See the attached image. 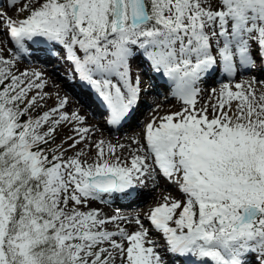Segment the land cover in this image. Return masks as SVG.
<instances>
[{
  "label": "snow or ice",
  "instance_id": "1",
  "mask_svg": "<svg viewBox=\"0 0 264 264\" xmlns=\"http://www.w3.org/2000/svg\"><path fill=\"white\" fill-rule=\"evenodd\" d=\"M0 264H264V0H0Z\"/></svg>",
  "mask_w": 264,
  "mask_h": 264
},
{
  "label": "bare ground",
  "instance_id": "2",
  "mask_svg": "<svg viewBox=\"0 0 264 264\" xmlns=\"http://www.w3.org/2000/svg\"><path fill=\"white\" fill-rule=\"evenodd\" d=\"M11 14L12 13H9V15ZM61 66H62V62L54 59L52 62H50L49 66H47L46 68L42 67L40 69L41 71L45 72L46 76L50 77L49 90L52 91L53 94L56 91H60L61 95H68L69 96V107L77 108L82 115L87 117L89 124L99 125L100 128L102 129V132L98 133V135H103L104 137L113 140V142H115L117 138H119L121 142H124V137L126 135H132L135 132L139 131V127L137 128L134 127L136 125V122L149 119L151 108L154 107L157 102H160L162 100L161 103L165 105L164 110H167L170 107L171 109H173L172 107L173 105H176L178 107L177 102L172 97L168 96L167 99L160 98L164 96L163 92L165 91L164 81H163L160 84L156 83V87L154 89L149 88L151 92H159L160 93L159 97L156 98L155 96L152 95V98H150V102H145L142 98L141 106L137 109L136 116L133 118V120L129 122L128 126H126L125 128L119 129V130H116V129L110 130L109 128H102V125L98 122V115L99 113H102L103 110L99 109L97 104L93 102V100L84 92V90H82L78 86L73 85L68 78L63 79L57 74V71H59V68ZM21 67H23V65H21ZM53 73H55V75H53ZM257 74L258 75L261 74L260 67L258 68ZM51 83H56L59 85V87L52 88ZM77 101H79V103H77ZM148 105H149V109L143 110ZM164 110H162L161 113ZM129 127H130V129L128 130L129 132L126 131L128 133L122 134L123 131H125ZM111 132H114L115 134L109 135L111 134ZM164 182H165L164 180H161L160 182L161 188L167 187L172 191V194L175 195L174 187L171 185H167ZM150 188L151 187L142 189L143 196L141 197V199L136 201V203L133 204L131 207H124V205H127L128 202L125 200H120L118 204L122 206L120 209L122 214L131 216V215H136V214L143 215L145 212H147L149 208L152 207L156 203L158 197L163 194V193H157L152 188L151 189ZM93 206L104 208L106 211L112 212L117 207V204L96 202Z\"/></svg>",
  "mask_w": 264,
  "mask_h": 264
},
{
  "label": "rangeland",
  "instance_id": "3",
  "mask_svg": "<svg viewBox=\"0 0 264 264\" xmlns=\"http://www.w3.org/2000/svg\"><path fill=\"white\" fill-rule=\"evenodd\" d=\"M12 15V14H11ZM49 66V65H48ZM57 74L59 75V76H61L60 74H63V70L61 69V70H59V71H57ZM62 77V76H61ZM144 84H145V81H144ZM148 83L146 82V85H147ZM150 98H152V95H148V96H145L144 97V99H145V101H147V102H150ZM160 98H165V96H162V97H160ZM162 101V100H161ZM160 101V102H161ZM171 108V107H170ZM147 109H149V105H148V107H147ZM169 109V108H168ZM173 111H175L176 110V108H173L172 109ZM164 112V111H163ZM163 112L161 113V114H163ZM148 120V119H147ZM147 120H144V121H140L136 126H134V127H139L140 125H142L143 123H146L147 122ZM98 122H99V120H98ZM102 126H104L103 124H102V121L100 120V122H99ZM102 128H105V127H102ZM132 128V127H131ZM130 129V127L129 128H127L125 131H123V133L122 134H125V133H128L129 130ZM126 131H128V132H126ZM117 133H118V131H117ZM112 134H115L114 132H111V134H109V135H112ZM164 183H166V182H164ZM151 189V188H150ZM177 193H176V191H175V195H176ZM141 216H143V215H141Z\"/></svg>",
  "mask_w": 264,
  "mask_h": 264
}]
</instances>
